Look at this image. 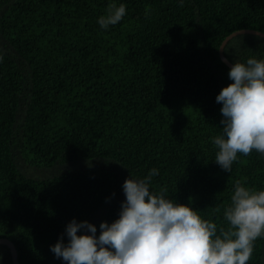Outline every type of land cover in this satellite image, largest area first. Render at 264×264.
Masks as SVG:
<instances>
[{
    "label": "trees",
    "instance_id": "trees-1",
    "mask_svg": "<svg viewBox=\"0 0 264 264\" xmlns=\"http://www.w3.org/2000/svg\"><path fill=\"white\" fill-rule=\"evenodd\" d=\"M240 29L264 33V0H0V237L19 264H66L50 251L66 224L98 236L125 179L153 168L150 191L227 230L235 185L264 189V154L238 152L229 172L214 162L215 97L231 83L219 46ZM224 54L264 59V38L238 34ZM246 264H264V235Z\"/></svg>",
    "mask_w": 264,
    "mask_h": 264
},
{
    "label": "clouds",
    "instance_id": "clouds-1",
    "mask_svg": "<svg viewBox=\"0 0 264 264\" xmlns=\"http://www.w3.org/2000/svg\"><path fill=\"white\" fill-rule=\"evenodd\" d=\"M125 12L123 3L113 5L97 23L106 29ZM227 75L231 83L215 97L222 133L212 142L218 148L214 162L229 172L238 152L264 154V59L232 62ZM157 174L153 168L143 179H125L118 216L100 222L98 236L87 220L68 222L67 242L60 238L50 245L54 257L66 264H246L253 242L264 235V189L238 182L223 213L228 228L217 234V225L189 204L166 198L163 189L150 191Z\"/></svg>",
    "mask_w": 264,
    "mask_h": 264
},
{
    "label": "water",
    "instance_id": "water-1",
    "mask_svg": "<svg viewBox=\"0 0 264 264\" xmlns=\"http://www.w3.org/2000/svg\"><path fill=\"white\" fill-rule=\"evenodd\" d=\"M238 34H254V35H258V36H261L264 38L263 32L258 31V30H254V29H240V30L234 31V32L230 33L229 35H227L223 39V41L221 42V44L219 46V57H220L221 61L224 64H226L229 68L231 67L232 63L226 58V56L224 54V47L232 37H235ZM0 244H4L9 248L10 254H11V259H12V264H19L18 258H17V251H16L14 244L9 239L3 238V237H0Z\"/></svg>",
    "mask_w": 264,
    "mask_h": 264
}]
</instances>
